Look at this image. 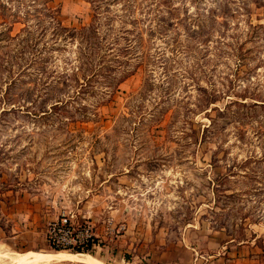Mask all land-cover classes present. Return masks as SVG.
Masks as SVG:
<instances>
[{
	"label": "rangeland",
	"instance_id": "rangeland-1",
	"mask_svg": "<svg viewBox=\"0 0 264 264\" xmlns=\"http://www.w3.org/2000/svg\"><path fill=\"white\" fill-rule=\"evenodd\" d=\"M95 1L114 51L92 72L50 33L11 69L0 42V253L56 252L67 215L100 264H264V0Z\"/></svg>",
	"mask_w": 264,
	"mask_h": 264
},
{
	"label": "trees",
	"instance_id": "trees-1",
	"mask_svg": "<svg viewBox=\"0 0 264 264\" xmlns=\"http://www.w3.org/2000/svg\"><path fill=\"white\" fill-rule=\"evenodd\" d=\"M88 1L93 7L91 24L88 27H82L80 30H67L61 26L58 20L59 15L47 5L49 2L47 0H0V42L6 44L5 58L2 59V62L11 69V63L16 66L25 63L26 54L30 55L28 62H32L36 54H40L37 49L38 44L45 39L47 33H50L49 35L54 39V42L57 38L76 42V48L86 60L76 67L77 72L81 70L82 75H85V71L88 69L92 72L96 65L100 64L99 58L104 57L103 54L99 53L100 47L104 48L105 51L114 50L110 48L113 43L108 40V35H103L99 31L100 17L108 10H102L104 6L100 3L103 2ZM16 25L22 27L14 33ZM46 45L48 46L47 43ZM49 48L53 50L54 46ZM49 48L46 47L45 49L48 50ZM94 55H96L97 60L95 63L91 58ZM115 60L118 58L116 57ZM90 71L86 78L93 75ZM130 74L129 71H122V79ZM112 78L115 79V77ZM91 249L88 247L87 249H68V251L74 254H87L90 253ZM55 251L61 250L56 249Z\"/></svg>",
	"mask_w": 264,
	"mask_h": 264
},
{
	"label": "built area",
	"instance_id": "built-area-1",
	"mask_svg": "<svg viewBox=\"0 0 264 264\" xmlns=\"http://www.w3.org/2000/svg\"><path fill=\"white\" fill-rule=\"evenodd\" d=\"M46 238L52 249L70 250L94 248L97 236L91 223L79 224L73 221V216L62 215L48 224Z\"/></svg>",
	"mask_w": 264,
	"mask_h": 264
},
{
	"label": "bare ground",
	"instance_id": "bare-ground-1",
	"mask_svg": "<svg viewBox=\"0 0 264 264\" xmlns=\"http://www.w3.org/2000/svg\"><path fill=\"white\" fill-rule=\"evenodd\" d=\"M0 257L5 258L7 264H47V263H77V264H100L92 257L82 254H71L64 251L60 252H34L24 255L0 253ZM5 262V263H6Z\"/></svg>",
	"mask_w": 264,
	"mask_h": 264
}]
</instances>
